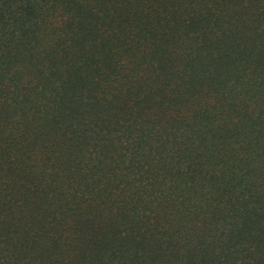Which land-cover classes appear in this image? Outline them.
<instances>
[{"label":"trees","instance_id":"16d2710c","mask_svg":"<svg viewBox=\"0 0 264 264\" xmlns=\"http://www.w3.org/2000/svg\"><path fill=\"white\" fill-rule=\"evenodd\" d=\"M0 264H264V0H0Z\"/></svg>","mask_w":264,"mask_h":264}]
</instances>
